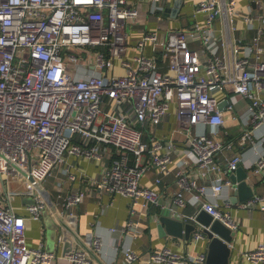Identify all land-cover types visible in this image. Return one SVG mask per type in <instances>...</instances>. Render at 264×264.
I'll return each mask as SVG.
<instances>
[{"label":"built area","instance_id":"obj_1","mask_svg":"<svg viewBox=\"0 0 264 264\" xmlns=\"http://www.w3.org/2000/svg\"><path fill=\"white\" fill-rule=\"evenodd\" d=\"M149 1L154 11L171 0ZM234 13L236 0H199L194 14H202L203 23L195 19L189 30L170 29L164 37L158 28L145 30L136 37V52L126 58L132 46L129 25L138 20L137 7L128 0H0V185L19 173L39 182L66 155L84 156L99 164L102 175L100 180L88 182L100 191L129 197L131 214L138 201L167 207L159 189L141 180L155 167L168 173L170 152L182 139L193 162L181 159L175 175L180 190L172 198L173 209L180 212L185 205L183 191L189 190L199 209L229 228H238L226 192L236 187L227 174L240 165V156L225 160L224 174L215 160L216 154L235 146L214 136L225 122V109L232 104L219 107L217 94L231 88L248 99L249 128L236 144L262 145L264 27L255 28L254 21L264 23V14L246 13L244 18L255 28L254 35L243 43H229L225 55H219L214 51L220 33L216 21L222 19L224 31H233ZM188 33L199 40V48L188 45ZM117 61L120 73L115 72ZM167 115L176 121L168 142L162 144L151 137L147 143L143 139L146 127ZM109 147L117 153L110 164L105 160ZM253 172H264V151L258 154ZM68 177L77 179L71 172ZM159 180L157 177L155 182ZM84 194V189L69 191L62 204L78 205ZM211 195L215 199L210 200ZM220 197L226 200L224 204ZM3 200L0 187V264L52 262L55 254L42 243L32 246L26 241V220L40 219L45 207L41 195H34L27 215ZM238 205L258 208L264 217L263 195L252 194ZM134 227L136 223L128 219L123 229ZM203 227L194 229L195 241L202 238ZM93 240L99 248V238ZM243 254L252 264L262 262L264 244ZM148 256L152 262L170 264H206L207 258L203 251L170 247L150 251ZM123 257L125 264L140 258L130 247L123 249ZM64 258L68 264L92 262L87 251L78 247Z\"/></svg>","mask_w":264,"mask_h":264},{"label":"crops","instance_id":"obj_2","mask_svg":"<svg viewBox=\"0 0 264 264\" xmlns=\"http://www.w3.org/2000/svg\"><path fill=\"white\" fill-rule=\"evenodd\" d=\"M128 1L129 4H134L137 7L138 20L129 25V38L132 46L125 55L126 58L136 52L134 44L136 37L145 30L158 28L160 36L164 37L170 29L185 28L189 30L193 20L196 19L203 23L205 19L202 14H194L195 6L199 0H171L165 5V8H157L154 11L150 10L153 4L149 0ZM177 1H179L178 4ZM173 7H177L176 12L171 11ZM250 11L264 14V0H236V13L233 14L236 20V29L233 31H224L222 19L216 21L217 30L220 33L214 47L215 53L225 55L229 43H243L254 35L257 25L264 27V23L259 22V19L254 21L255 28L249 26L244 15ZM173 12L175 14L172 15ZM187 36L188 45L199 48V40L190 33ZM223 40L224 45H221ZM146 48L149 49L147 53H150V47L146 46ZM159 53L160 51L156 50L158 62L161 64L163 61ZM116 68L120 69L119 61L116 62ZM217 95L221 101L228 99L227 103L232 104V107L225 109V122L219 126V131L214 136L222 141L230 140L235 146L216 154L215 160L221 164V172L224 174L226 173L225 160L238 154L240 156L239 163L247 172L246 181L252 186L253 194L264 196V172H253L258 154L264 151V140L261 142L262 145L259 142L248 143L244 147L236 144L243 131L247 127L249 128L248 99L236 94L231 88H227L226 91L219 92ZM175 124L174 116L167 115L154 126L146 127L147 132L143 135V139L150 143L151 137H157L162 144H166L169 140V132ZM196 127V130L200 128L199 125ZM207 132H209V128H207ZM74 140L80 142L79 137H75ZM181 140L175 143L177 148L170 152L172 157L170 171L164 173L155 167L148 170L141 180L142 184L159 189L162 195L161 200L167 204V207L159 204L144 205L138 201V204L135 205V212L131 214L133 202L129 197L123 194H111L104 190L100 191L95 185L88 182V179L91 178L93 180L101 179L99 164L92 159L76 155H66L62 162L53 167L51 171L52 190L47 187L43 188L40 181L38 183L41 187L36 186L29 177L20 173L14 177L6 178L2 183L3 203L12 206L18 213L27 215V206L33 201L34 195L37 193L41 195L45 207L41 211L40 219L29 218L26 220V241L32 246L42 243L46 251L55 254L54 260L48 264H68L64 256L75 247L87 251L88 256L92 259L90 264H125L123 249L126 247L133 249L140 257L131 264H170L164 261H150L149 252L162 247H170L174 251H203L207 253L209 242L207 236L203 234L202 238L197 241L193 237L194 229L204 224L196 219L200 209L198 203H192L191 191H183L185 205L179 209L186 216L183 218L177 209H173L172 198L180 190V186L175 182V175L182 165L181 159L185 158L189 163L193 162V155L186 150L184 140ZM109 148L105 155L108 164L117 157L115 148ZM69 172L76 174L77 179L70 180ZM231 172L227 174L229 177ZM84 176L89 178H84ZM157 177H160V180L155 182ZM230 180L238 183L231 177ZM198 181L201 180L198 179ZM77 189L85 191L82 202L78 205L64 206L62 197L69 191ZM226 193L229 194L228 197L232 196L234 187L229 188V192ZM208 198L215 199V196L211 195ZM218 200L222 204L226 201L221 197ZM238 202L241 201H231L230 210L232 216L239 221V225L238 228L233 229V238L229 244L228 264H252L243 253L255 249L260 243L264 244L263 212L258 208H241ZM162 214L181 219L185 223L195 224V227L188 237H185L184 230L182 236L164 233L158 220ZM193 215L192 219L190 216ZM128 219L135 222L136 227L123 229ZM60 220L65 223H61ZM95 237L100 240L99 248H96L93 243ZM89 247L94 253L88 250ZM256 264H264V261Z\"/></svg>","mask_w":264,"mask_h":264},{"label":"water","instance_id":"obj_3","mask_svg":"<svg viewBox=\"0 0 264 264\" xmlns=\"http://www.w3.org/2000/svg\"><path fill=\"white\" fill-rule=\"evenodd\" d=\"M179 1H177V4ZM176 4V5H177ZM177 7H173L171 11L176 12ZM175 12L172 13L175 14ZM228 99L220 101L219 107H223V105L227 104ZM247 172L246 170L239 165L234 171L230 173V177L234 181H238L236 187L234 188V194L230 196L229 200L233 202L237 201H244L249 196L253 194V188L246 181ZM28 177L33 181V183L41 187L39 183L31 176ZM50 204L51 201L49 200ZM196 219L201 221L204 224L202 228L203 234L207 236L209 239L208 246H207V258L206 264H228L229 257H230V246L231 240L233 238L234 230L229 228L226 224H224L219 219H213L211 216L203 209L197 214ZM160 222V228L169 234L174 236H182L183 230L185 231V237L189 235V233L194 229L195 224L192 223H185L181 219L172 218L167 215H160L158 218ZM61 223L62 222L60 220ZM77 237V235H75ZM88 250L91 253H94L93 250L89 247Z\"/></svg>","mask_w":264,"mask_h":264},{"label":"rangeland","instance_id":"obj_4","mask_svg":"<svg viewBox=\"0 0 264 264\" xmlns=\"http://www.w3.org/2000/svg\"><path fill=\"white\" fill-rule=\"evenodd\" d=\"M148 48L145 49L146 53L148 52ZM117 71V73H120L121 70L120 69H115V72ZM53 179V176H52V173L50 172L45 179L41 180L39 183L41 184V186H43V188L47 187L48 189H51L52 190V180ZM0 187H2V185H0ZM3 188V187H2Z\"/></svg>","mask_w":264,"mask_h":264}]
</instances>
